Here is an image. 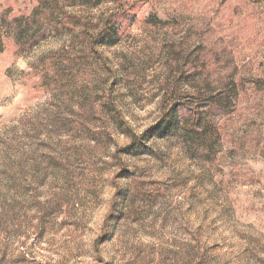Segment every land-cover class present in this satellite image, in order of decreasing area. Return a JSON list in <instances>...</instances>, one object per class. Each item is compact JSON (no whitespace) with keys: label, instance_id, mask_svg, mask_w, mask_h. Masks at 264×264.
<instances>
[{"label":"rangeland","instance_id":"obj_1","mask_svg":"<svg viewBox=\"0 0 264 264\" xmlns=\"http://www.w3.org/2000/svg\"><path fill=\"white\" fill-rule=\"evenodd\" d=\"M50 10L0 0V264H264V0ZM122 12L117 43L94 54ZM37 29L50 32L34 43ZM231 81L209 155L157 132L165 93ZM110 101L145 134L134 155Z\"/></svg>","mask_w":264,"mask_h":264},{"label":"trees","instance_id":"obj_2","mask_svg":"<svg viewBox=\"0 0 264 264\" xmlns=\"http://www.w3.org/2000/svg\"><path fill=\"white\" fill-rule=\"evenodd\" d=\"M68 4L71 7H98L108 0H39L40 10L42 12L54 9L59 3ZM50 10V11H51ZM126 15L125 12L119 15L112 16L110 14L101 23L100 28L97 33L90 37L89 46L94 54L99 55L97 48L101 46H112L117 43L121 36V26L116 27V22H119ZM46 18V17H45ZM115 19V20H113ZM65 20V21H64ZM58 21V20H57ZM60 24L63 22L67 23V26L74 27L78 20L75 17L63 13L62 18L58 21ZM58 23V24H59ZM57 25V24H56ZM70 28V27H69ZM48 30L37 29L31 31L29 35V40L34 43L39 39H42L45 35L49 33ZM97 47V48H96ZM100 56V55H99ZM260 82V81H257ZM174 85V83H173ZM224 90L218 92V95L210 94L207 89H200L196 91L193 95V100L183 101L181 99H176L173 95V90H170V94L165 93L162 103L165 102L167 97L171 99L170 109L165 112L160 120L157 132L163 134L168 131H172L173 134L179 135L180 137L187 140L188 143L193 145L196 154L204 157V155H209L211 150L217 145L220 135L218 129L212 126L210 117L212 118L219 112L226 113L229 106L232 104L229 102L228 97L224 94L229 93L234 99L237 97L239 90L236 84L231 81L229 84L225 85ZM109 111L114 119L118 122L119 126L123 128L125 133L130 138V145L123 151L126 154L134 155L138 152L139 146H141V141L145 137V134L140 137L136 136L129 127H127L125 121L121 117L119 111L113 106V102H109ZM201 109V111L199 110ZM208 120L210 121L208 123ZM109 218L106 220V222Z\"/></svg>","mask_w":264,"mask_h":264}]
</instances>
